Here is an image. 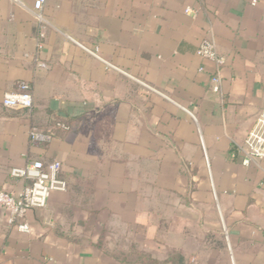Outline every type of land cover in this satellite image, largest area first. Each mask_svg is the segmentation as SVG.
<instances>
[{
	"label": "crops",
	"instance_id": "1",
	"mask_svg": "<svg viewBox=\"0 0 264 264\" xmlns=\"http://www.w3.org/2000/svg\"><path fill=\"white\" fill-rule=\"evenodd\" d=\"M34 1L0 0V190L17 196L28 181L9 170L34 159L58 160L67 187L27 211L28 232L0 205V264L185 256L157 255L152 216L189 178L218 209L232 264H264V160L244 166L238 150L264 109V0ZM207 37L225 59L220 94L195 53ZM18 81L30 109L2 103ZM32 129L55 131L36 142Z\"/></svg>",
	"mask_w": 264,
	"mask_h": 264
},
{
	"label": "built area",
	"instance_id": "2",
	"mask_svg": "<svg viewBox=\"0 0 264 264\" xmlns=\"http://www.w3.org/2000/svg\"><path fill=\"white\" fill-rule=\"evenodd\" d=\"M255 3V0H252ZM45 0H35L33 7L39 11ZM189 9L186 10V12ZM95 54V52L90 51ZM196 55L210 61L214 65V71L210 74V89L213 93H221L220 69L224 64V57L217 51L212 37L204 38L198 44ZM201 70V68H200ZM2 103L6 107L16 109H30L33 105L31 87L26 81H18L13 91L6 92ZM61 129H67L63 123L56 124ZM31 138L36 142L48 141L51 138L49 131L40 132L35 129L30 130ZM238 150L242 155L241 163L248 166L254 160H264V109H261L255 117L252 127ZM61 163L53 160L44 163L34 159L28 161L21 167H12L9 175L16 179L28 181L21 192L15 196L9 192L0 190V205L8 213L7 221L19 231L28 232L29 226L24 221L28 210L44 207L49 194L52 191H64L67 184L60 177Z\"/></svg>",
	"mask_w": 264,
	"mask_h": 264
},
{
	"label": "rangeland",
	"instance_id": "3",
	"mask_svg": "<svg viewBox=\"0 0 264 264\" xmlns=\"http://www.w3.org/2000/svg\"><path fill=\"white\" fill-rule=\"evenodd\" d=\"M179 183L177 190L183 194L158 193V208L152 216L158 225L157 255L167 248H180L190 264H232L226 227L212 198L206 191L197 192L196 179ZM141 244L143 248L145 243Z\"/></svg>",
	"mask_w": 264,
	"mask_h": 264
},
{
	"label": "trees",
	"instance_id": "4",
	"mask_svg": "<svg viewBox=\"0 0 264 264\" xmlns=\"http://www.w3.org/2000/svg\"><path fill=\"white\" fill-rule=\"evenodd\" d=\"M57 123H63L68 127L67 123L56 121L53 125L55 128H60L56 125ZM54 131L55 129L49 131L51 137H53ZM138 261L141 264H190L187 258L178 250L169 251L168 255L163 260L153 258L145 253H140Z\"/></svg>",
	"mask_w": 264,
	"mask_h": 264
}]
</instances>
